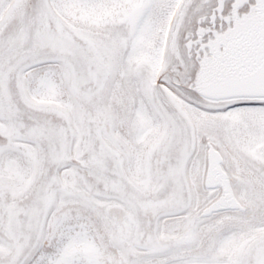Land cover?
Returning <instances> with one entry per match:
<instances>
[{"label": "snow or ice", "instance_id": "1", "mask_svg": "<svg viewBox=\"0 0 264 264\" xmlns=\"http://www.w3.org/2000/svg\"><path fill=\"white\" fill-rule=\"evenodd\" d=\"M0 264H264V0H0Z\"/></svg>", "mask_w": 264, "mask_h": 264}]
</instances>
